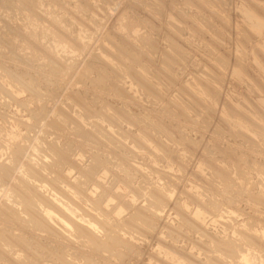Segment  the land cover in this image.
<instances>
[{
    "label": "rangeland",
    "instance_id": "374dc122",
    "mask_svg": "<svg viewBox=\"0 0 264 264\" xmlns=\"http://www.w3.org/2000/svg\"><path fill=\"white\" fill-rule=\"evenodd\" d=\"M110 9L115 12L114 15ZM251 9L264 15V4L261 0H0V125L3 124V128H0V162L6 160L5 154L11 156L9 152L19 149L16 148L21 145L19 143L23 144L27 140L28 144H25L28 146L23 144L24 154L20 158L25 165L38 167L39 172L36 168L34 170L41 174H37V177L40 175L44 183L34 180L33 186H36L37 192L40 189V197L52 198L47 199L50 204L43 208V212L49 215L52 226L56 224L54 228L60 227L57 229L59 234L52 235L19 222L14 217L4 219L1 211L8 204L16 209L19 207L17 211L21 210L20 216L22 212V216H27L13 189H19L18 180L23 178L20 166L14 178L11 177L9 183L0 188V231L14 242L13 248L6 246L0 249V264H64L62 262L65 259L59 261L57 257L54 259L50 255V250L57 253L59 248H65L68 253L76 252L80 258H84L82 264L86 259V263L92 260L88 264H238L239 258L236 257L240 251L248 255L249 248H254L257 254L262 253L264 239L260 232L264 230V198H260L262 204L259 200L256 202V199L261 192L264 193V142L259 141L244 114L236 113V117L225 112L221 116L219 107L214 110L199 100L212 97L219 106H224L228 104L226 97L239 96L249 104L253 102L251 105L254 109L257 108L256 111L259 109L258 100L264 104V39L244 27L245 23L250 22ZM128 21L145 28L146 36L140 39L139 31L130 32L126 26ZM28 80L36 81L33 82L34 85L41 89H29L27 85H34ZM37 90L43 92L38 93ZM101 100H105L103 110L99 108ZM86 116L89 117L88 120ZM254 119L259 121L258 116ZM27 121L36 122L35 126L32 128L34 124L30 126ZM58 123H62L60 125L63 129L59 128ZM118 124L120 125L117 126ZM97 128L104 129V133H112L98 134ZM26 129L31 131L27 133ZM9 131H12L11 134ZM19 132L20 135H17ZM12 133L17 135L14 136L15 140L11 138ZM26 135L28 138L31 135L34 137L30 140L31 137L28 139ZM250 136L255 143L249 141L252 140ZM122 141L124 144H121ZM5 144L9 146L7 150ZM10 144L14 145L13 148ZM53 144L63 148L61 150L57 146L62 151L59 155L65 159L60 162L61 165L60 157L53 153L52 146L57 148ZM48 147L52 150L48 151ZM39 153H43V156ZM32 154L37 158L40 156V162L36 157L32 158ZM65 154L71 157L68 158ZM101 157L104 159L101 160ZM6 161L8 163L9 159ZM90 164L98 166L92 178L87 174ZM44 166L47 167L46 170ZM40 171L45 172L43 174ZM81 181L84 186L79 185L78 182ZM142 185L145 187H141ZM79 186L82 190L85 188V196L76 192ZM21 189L23 190L22 186ZM21 189L18 191L21 192ZM157 189H160L158 193ZM155 194L163 196L164 204L159 205L160 208L151 204ZM71 199H75L74 202ZM14 203L18 204L13 206ZM208 205L212 206L210 210ZM60 208L66 211V215ZM197 210L200 213L196 214ZM69 212L72 214H68ZM200 214H205L204 221L200 220ZM72 216L74 221L71 220ZM96 216L99 218H95ZM97 219L103 223L108 221V229H114L112 225L115 224L128 223L120 226H123L120 234L132 244L124 242L123 246L110 243L111 248L113 246L116 249H103L100 252L95 246H89L83 239L77 240L72 235L76 228L71 224L79 223L77 225L82 228L86 227L84 230L96 231L94 234L99 233L98 237L105 239L109 235L102 226L99 228L101 224H97L101 222ZM243 229L245 231L240 233ZM69 231L72 233L69 234ZM256 236H260L262 242ZM251 237H256L254 241L259 242L256 244ZM216 238L218 242L222 238L221 244H217ZM22 239L28 240L30 245L21 244L19 241ZM232 242H236L235 245ZM232 245L237 246L235 251ZM127 246L133 248L127 249ZM219 246L225 247L222 249L227 250L226 252L230 249V256L218 249ZM212 247H215V251ZM117 248L120 253L123 250V255L118 253L121 258L115 255L119 252ZM245 253H242L243 256H246ZM21 255L27 259L26 262L18 259ZM249 257L251 264H264L261 258Z\"/></svg>",
    "mask_w": 264,
    "mask_h": 264
},
{
    "label": "bare ground",
    "instance_id": "6f19581e",
    "mask_svg": "<svg viewBox=\"0 0 264 264\" xmlns=\"http://www.w3.org/2000/svg\"><path fill=\"white\" fill-rule=\"evenodd\" d=\"M194 6V5H193ZM107 10V9H106ZM258 12V11H257ZM13 13V12H12ZM183 13H185V12H183ZM186 17V16H185ZM188 17H189V15H188ZM196 17V16H195ZM18 18V17H17ZM248 18V17H247ZM169 19V18H168ZM200 20V19H199ZM189 21V20H188ZM28 24V23H27ZM125 26V25H124ZM151 26V25H150ZM193 29V28H192ZM83 30V29H82ZM86 31V30H85ZM35 32V31H34ZM106 33V32H105ZM150 34V33H149ZM255 35V34H254ZM91 36H92V34H91ZM138 38V37H137ZM56 39V38H55ZM106 39V38H105ZM141 39V38H140ZM153 39V38H152ZM46 42V41H45ZM79 42H80V40H79ZM84 42H86V41H84ZM61 43V42H60ZM89 43V42H88ZM63 44V43H62ZM81 44V43H80ZM68 46H69V44H68ZM75 46V45H74ZM151 46V45H150ZM78 47V46H77ZM76 47V48H77ZM119 47V46H118ZM84 48V47H83ZM122 48V47H121ZM53 50V49H52ZM146 50V49H145ZM154 50V49H153ZM56 51V50H55ZM127 51V50H126ZM247 52V51H246ZM97 53V52H96ZM60 55V54H59ZM68 57V56H67ZM100 57V56H99ZM128 57V56H127ZM74 59V58H73ZM93 59V58H92ZM95 60V59H94ZM101 61H103V60H101ZM123 61V60H122ZM256 61V60H255ZM264 61V60H263ZM104 62V61H103ZM127 63V62H126ZM88 65V64H87ZM91 65V64H90ZM94 65V64H93ZM108 65V64H107ZM110 65V64H109ZM81 66V65H80ZM92 67V66H91ZM90 67V68H91ZM130 67V66H129ZM89 68V67H88ZM95 68V67H94ZM134 68V67H133ZM85 69V68H84ZM96 69V68H95ZM263 69V68H262ZM87 70V69H86ZM115 70V69H114ZM136 70V69H135ZM248 70V69H247ZM264 70V69H263ZM95 71V70H94ZM113 71V70H112ZM111 71V72H112ZM142 71V70H141ZM252 71V70H251ZM23 72V71H22ZM55 72V71H54ZM116 72H117V70H116ZM140 72V71H139ZM150 72V71H149ZM9 73V72H8ZM14 73V72H13ZM17 73V72H16ZM83 73H84V71H83ZM105 73V72H104ZM118 74H119V72H117ZM246 73V72H245ZM254 73V72H253ZM81 74V73H80ZM106 74V73H105ZM121 74H122V72H121ZM129 74H130V72H129ZM3 75V74H2ZM19 75V74H18ZM20 75H23V74H20ZM25 75V74H24ZM110 75V74H109ZM144 75V74H143ZM153 75V74H152ZM249 75V74H248ZM251 75V74H250ZM258 75V74H257ZM4 76V75H3ZM7 76V75H6ZM30 76V75H29ZM107 76V75H106ZM116 76V75H115ZM238 76V75H237ZM256 76V75H255ZM10 77H11V74H10ZM9 77V78H10ZM17 77V76H16ZM132 77V76H131ZM157 77V76H156ZM251 77V76H250ZM20 78H21V76H20ZM100 78V77H99ZM125 78V77H124ZM159 78V77H158ZM216 78V77H215ZM255 78V77H254ZM12 79V78H11ZM16 79V78H15ZM23 79V78H22ZM34 79V78H33ZM105 79V78H104ZM104 79H102V80H104ZM107 79V78H106ZM128 79V78H127ZM146 79V78H145ZM253 79V78H252ZM256 79V78H255ZM258 79V78H257ZM24 80V79H23ZM148 80V79H147ZM259 80V79H258ZM12 81V80H11ZM10 81V82H11ZM17 81V80H16ZM99 81V80H98ZM105 81V80H104ZM112 81V80H111ZM115 81V80H114ZM119 80H117V82H118ZM28 82H36V81H29L28 80ZM12 83V82H11ZM19 83H21V82H19ZM25 83V82H24ZM31 83V84H32ZM100 83H101V81H100ZM191 83V82H190ZM204 83H205V81H204ZM258 83H260L261 84V82H260V80H259V82ZM5 84V83H4ZM25 84H27V83H25ZM29 84V83H28ZM36 84V83H35ZM56 84V83H55ZM175 84V83H174ZM209 84V83H208ZM256 84V83H255ZM2 85V84H1ZM33 85H34V83H33ZM57 85V84H56ZM101 85V84H100ZM177 85V84H176ZM210 85V84H209ZM248 85V84H247ZM7 86V85H6ZM15 86V85H14ZM22 86V85H21ZM29 86H30V84H29ZM28 85H27V87L29 88V89H33V88H35V89H38V88H36V86L34 87V86H30L29 87ZM39 86V85H38ZM59 86V85H58ZM164 86V85H163ZM211 86V85H210ZM1 87V86H0ZM3 87H5L4 85H3ZM2 87V88H3ZM22 87H24V86H22ZM26 87V88H27ZM1 88V89H2ZM6 88V87H5ZM159 88V87H158ZM210 88V87H209ZM7 89V91L8 92H10V89H8V88H6ZM6 89H4V90H6ZM29 89H26V90H29ZM39 89H41L40 88V86H39ZM38 89V90H39ZM58 89V88H57ZM132 89V88H131ZM167 89H168V87H167ZM190 89V88H189ZM206 89V88H205ZM264 89V88H263ZM24 90V89H23ZM37 90V91H38ZM54 90V89H53ZM171 90V89H170ZM212 90V89H211ZM216 90V89H215ZM220 90V89H219ZM3 91V90H2ZM7 91H5L6 93H7ZM40 91H42V90H40ZM40 91H38V93L40 92ZM56 91V90H55ZM209 91V90H208ZM30 92V91H29ZM32 92H35V91H33L32 90ZM32 92H30V93H32ZM43 92V91H42ZM182 92V91H181ZM217 92V91H216ZM3 93V92H2ZM12 93V92H11ZM36 93V92H35ZM35 93H33V94H35ZM152 93V92H151ZM193 93V92H192ZM200 93V92H199ZM232 93V92H231ZM5 94V93H4ZM9 94V93H8ZM7 94V95H8ZM53 94V93H52ZM58 94V93H57ZM56 94V95H57ZM61 94V93H60ZM145 94V93H144ZM219 94V93H218ZM6 95V94H5ZM13 95V94H12ZM43 95H45L44 93H43ZM46 95H48V92H47V94ZM59 95V94H58ZM147 95V94H146ZM212 95V94H211ZM217 95V94H216ZM15 96V95H14ZM39 95L37 94V97H38ZM52 96V95H51ZM55 96V95H54ZM70 96V95H69ZM195 96V95H194ZM198 96V95H197ZM220 96V95H219ZM243 96V95H242ZM0 97H2V96H0ZM13 97V96H12ZM208 97V96H207ZM247 97H249V96H247ZM9 98V97H8ZM15 98H17V97H15ZM40 98V97H39ZM54 98V97H53ZM56 98V97H55ZM59 98H60V96H59ZM69 98V97H68ZM76 98V97H75ZM101 98V97H100ZM146 98V97H145ZM227 98V97H226ZM5 99V98H4ZM10 99H11V96H10ZM250 99V98H249ZM248 99V100H249ZM252 99V98H251ZM15 100V99H14ZM18 100V99H17ZM21 100V99H20ZM19 100V101H20ZM57 100V99H56ZM83 100H84V98H83ZM82 100V101H83ZM86 100V99H85ZM144 100V99H143ZM167 100V99H166ZM221 100V99H220ZM5 101H6V99H5ZM45 101V100H44ZM47 101V100H46ZM79 101V100H78ZM227 101V100H226ZM22 102H24V101H22ZM70 102V101H69ZM80 102V101H79ZM85 101H83V103H84ZM17 103V102H16ZM26 103V102H25ZM27 103H28V101H27ZM45 103V102H44ZM44 103H42V104H44ZM65 103V102H64ZM76 103H78L77 101H76ZM154 103V102H153ZM253 103V102H252ZM251 103V104H252ZM263 103H264V101H263ZM21 104V103H20ZM23 104V103H22ZM29 104V103H28ZM27 104V105H28ZM46 104V103H45ZM62 104V103H61ZM79 104V103H78ZM256 104V103H255ZM18 105H19V103H18ZM69 105V104H68ZM73 105V104H72ZM87 105V104H86ZM85 105V106H86ZM181 105V104H180ZM201 105V104H200ZM80 106V105H79ZM83 106V105H82ZM206 106V105H205ZM231 106V105H230ZM254 106V105H253ZM22 107V106H21ZM23 107H24V105H23ZM40 107H41V105H40ZM66 107V106H65ZM73 107V106H72ZM75 107V106H74ZM168 107V106H167ZM229 107V106H228ZM45 107H43V110L45 111V112H48V111H46L47 109L45 108ZM57 108H59V106L57 107ZM60 108H61V106H60ZM70 108V107H69ZM103 108V107H102ZM106 108V107H105ZM192 108V107H191ZM10 109V108H9ZM22 109V108H21ZM27 109V108H26ZM53 109V108H52ZM66 109V108H65ZM108 109V108H107ZM193 109V108H192ZM257 109V108H256ZM31 110V109H30ZM62 110H64L63 108H62ZM68 110V109H67ZM86 110V109H85ZM103 110V109H102ZM169 110V109H168ZM208 110V109H207ZM213 110V109H212ZM214 110H216V109H214ZM259 110V109H258ZM257 110V111H258ZM32 111V110H31ZM44 111H43V114H44ZM82 111V110H81ZM90 111V110H89ZM89 111H87V112H89ZM108 111V110H107ZM117 111H119V110H117ZM196 111V110H195ZM260 111V110H259ZM39 112V111H38ZM62 112V111H61ZM72 112V111H71ZM86 112V113H87ZM92 112V111H91ZM90 112V113H91ZM104 112V111H103ZM3 113V112H2ZM15 113H17V112H15ZM42 113V112H41ZM49 113V112H48ZM62 113H64V111L62 112ZM69 113V112H68ZM68 113H67V115H68ZM118 113H120V112H118ZM1 114V113H0ZM4 114H6V113H4ZM8 114V113H7ZM88 114V113H87ZM92 114V113H91ZM102 114V113H101ZM108 114V113H107ZM242 114H244V113H241V115ZM9 115V114H8ZM38 115V114H37ZM48 115V114H47ZM63 115H65V114H63ZM124 115V114H123ZM123 115H122V117H123ZM49 116V115H48ZM77 116V115H76ZM103 116H105V115H103ZM111 116V115H110ZM203 116V115H202ZM239 116V115H238ZM1 117H4V115L2 116L1 115ZM10 117H12V116H10ZM38 117V116H37ZM42 117V116H41ZM46 117V116H45ZM87 117V116H86ZM92 116H90V118H91ZM98 117H99V115H98ZM108 117V116H107ZM237 117V116H236ZM244 117H247V116H245L244 115ZM13 118H15V117H13ZM42 118H44V117H42ZM62 118V117H61ZM69 118H70V115H69ZM77 118V117H76ZM88 118L89 117H87V120H88ZM93 118V117H92ZM91 118V119H92ZM113 118V117H112ZM126 118V117H125ZM224 118V117H223ZM9 121H10V119L9 118H7ZM37 119V118H36ZM41 119V118H40ZM54 119V118H53ZM110 119V118H109ZM118 119V118H117ZM244 119H246V118H244ZM248 119V118H247ZM246 119V120H247ZM16 120V119H15ZM24 120H26V119H24ZM33 120V119H32ZM65 120V119H64ZM69 120V119H68ZM78 120V119H77ZM115 120V119H114ZM113 120V121H114ZM120 120V119H119ZM150 120V119H149ZM240 121H241V119H239ZM243 120V119H242ZM4 120H2V122H3ZM17 121H18V119H17ZM70 121V120H69ZM103 121V120H102ZM105 121V120H104ZM117 122H118V120H116ZM151 121H152V119H151ZM197 121V120H196ZM238 121V120H237ZM20 122V121H19ZM28 122V121H27ZM30 122H32V121H30ZM49 122H50V119H49ZM58 122H59V120H58ZM61 122V121H60ZM77 122H79V121H77ZM109 122H112V121H109ZM116 122V123H117ZM192 122H193V119H192ZM227 124H228V122H227V120L225 121ZM243 122H245L244 120H243ZM29 123V122H28ZM36 123V122H35ZM35 123H29L30 124V126L32 125V124H34V125H32V128L35 126ZM92 123V122H91ZM114 123V122H113ZM151 123V122H150ZM154 123V122H153ZM10 124V123H9ZM38 124V123H37ZM50 124V126H51V123H49ZM59 125L61 124L62 125V123H58ZM100 124V123H99ZM197 124V123H196ZM232 124H233V122H232ZM244 124H246V123H244ZM247 124H249L248 122H247ZM3 125V124H2ZM2 125H0V126H2ZM11 125V124H10ZM19 125H20V123H19ZM23 125H26V124H23ZM57 125V124H56ZM58 125V126H59ZM61 125L59 126V128L61 127ZM84 125V124H83ZM104 125V124H103ZM120 124H118L117 126H119ZM230 125V124H229ZM30 126L28 127V128H30ZM37 126V125H36ZM57 126V127H58ZM85 126V125H84ZM116 126V125H115ZM126 126V125H125ZM154 126V125H153ZM248 126V125H247ZM251 126V125H250ZM249 126V127H250ZM233 127V126H232ZM0 128H3V126L2 127H0ZM8 128H10V126L8 127ZM7 128V129H8ZM31 128V129H32ZM62 128V127H61ZM81 128V127H80ZM103 128V127H102ZM120 128L122 129V127L120 126ZM160 128V127H159ZM158 128V129H159ZM6 129V128H5ZM13 129H14V127H13ZM55 129V128H54ZM63 129V128H62ZM89 129V128H88ZM147 129V128H146ZM233 129H235V128H233ZM251 129V128H250ZM16 130V129H15ZM35 130V129H34ZM37 130V129H36ZM60 130V129H59ZM105 130H108V129H106L105 128ZM144 130V129H143ZM160 130H162V129H160ZM159 130V131H160ZM17 131V130H16ZM18 131H20V130H18ZM17 131V132H18ZM26 131H27V133H28V131H31V130H27L26 129ZM126 131V130H125ZM147 131H148V129H147ZM163 131H164V128H163ZM233 131V130H232ZM10 132V131H9ZM12 132V131H11ZM11 132H10V134H11ZM16 132V133H17ZM36 132V131H35ZM88 132H90V130L88 131ZM106 133H104V134H108V132L107 131H105ZM128 132V131H127ZM145 132V131H144ZM157 132V131H156ZM162 132V131H161ZM234 132V131H233ZM242 132V131H241ZM24 133V132H23ZM50 133H51V131H50ZM85 133V132H84ZM109 133H112V132H109ZM125 133V132H124ZM240 133V132H239ZM246 133V132H245ZM13 135H12V137L11 138H15L14 136H17V135H20V132L16 135L15 133H12ZM30 134V133H29ZM35 134V133H34ZM52 134V133H51ZM54 134H56V133H54ZM82 134H83V132H82ZM81 134V135H82ZM89 134V133H88ZM87 134V135H88ZM119 134V133H118ZM121 134V133H120ZM125 134H127V133H125ZM148 134V133H147ZM158 134V133H157ZM244 133H242V135H243ZM85 135V134H84ZM83 135V136H84ZM92 135H93V133H92ZM91 135V136H92ZM110 135V134H109ZM112 135H114V134H112ZM116 135V134H115ZM127 135H129V134H127ZM130 135H131V133H130ZM253 135H255V133L253 134ZM6 136V135H5ZM24 136H25V134H24ZM32 136V135H31ZM30 136V137H31ZM132 136V135H131ZM134 136V135H133ZM147 136V135H146ZM246 136V135H245ZM249 136V135H248ZM257 136V135H256ZM26 137L28 138V136L26 135ZM25 137V138H26ZM30 137L28 138V139H30ZM34 137V136H33ZM33 137H31V139L30 140H32V138ZM45 137V136H44ZM95 137V136H94ZM113 137V136H112ZM111 137V138H112ZM129 137V136H128ZM24 138V137H23ZM24 138V139H25ZM54 138V137H53ZM126 138H127V136H126ZM125 138V139H126ZM238 138V137H237ZM246 138V137H245ZM244 138V139H245ZM250 138H251V136H250ZM250 138H248L247 137V139L249 140ZM17 139V138H16ZM23 139V140H24ZM41 139H42V137H41ZM55 139V138H54ZM89 139L91 140V138L89 137ZM113 139V138H112ZM140 139V138H139ZM252 139V138H251ZM255 139V138H254ZM15 140V139H14ZM21 140H22V138H21ZM44 140H46V139H44ZM57 140V139H56ZM117 140V139H116ZM142 140V139H141ZM172 140V139H171ZM25 141V140H24ZM118 141V140H117ZM139 141V140H138ZM249 141H251V140H249ZM252 141H253V139H252ZM260 141V140H259ZM2 142V141H1ZM21 142H23V141H21ZM26 142V144H28V142H27V140L25 141ZM25 142L23 143V144H25ZM120 142H121V139H120ZM119 142V143H120ZM140 142V141H139ZM143 142H145V141H143ZM257 142V141H256ZM5 143V142H4ZM11 144L13 143L12 142V140H11V142H10ZM55 143H58V142H56L55 141ZM179 143V142H178ZM251 143V142H250ZM254 143V142H253ZM11 144H10V147L11 148H13V146H11ZM14 144H15V142H14ZM21 144V145H20ZM23 144L22 143H19V145L22 147H20V146H15L16 148H18L19 147V149H16L15 151H14V149L13 150H11V151H13V152H9V155L10 154H12L11 156H8V154L6 155L5 153V156H7L5 159L6 160H8L9 159V161H8V163H7V161L6 160H3L2 162H0V188H2L3 187V185H7L8 183H9V181L12 179L11 177H13L14 175H15V173H16V170H18V168H20V166L22 167V169H21V172H22V174H23V178L21 177L18 181H19V183H17L18 184V188L19 189H21V186H22V188H23V190L20 192V191H18V190H16L15 189V187H14V185L12 186V187H14L13 189H14V192H15V194H16V198H18L19 199V203L24 207V211H25V213L27 214V216L26 217H24V216H22V214H23V212L21 213V216H20V214H19V211H21V210H19V211H17L18 209H20L19 207L16 209V207L14 208V207H9L10 205L8 204V206H6L5 208H4V210H3V207L1 208L3 211H1V213H2V215H3V217H4V219H8V218H15V220H17L18 219V221L19 222H24V223H27V224H29V225H31L32 227H34V228H36V229H40V230H43V231H46V232H48V233H50V234H52V235H58L59 234V232L57 231V229L58 228H60V227H58V228H54V226L56 225H53L52 226V224H50V222H49V215L47 214V213H45L44 214V212H43V208L44 207H48V205L50 204V200L52 199H50V198H48L47 197V195L45 196V197H47L46 199L42 196V197H40L39 195V191H40V189L37 187V189H39L38 190V192H37V190L35 189V187L33 186V184H34V180H39L40 182L42 181V183H44L43 182V180H41V177H40V173H38L39 172V170H37V168L38 167H33V168H31V167H29L28 165L29 164H26L25 165V163L23 162V160H21V156L24 154L23 152H24V149H25V147L23 148ZM25 144V146L27 147L28 145H26ZM45 144V143H44ZM49 144V143H48ZM121 144H124L123 143V141H122V143ZM144 144V143H143ZM177 144V143H176ZM257 144V143H256ZM3 145V144H2ZM7 145H8V143H7ZM6 144H5V146H6V150H7V147H9V146H7ZM50 145H51V143H50ZM53 145H56V144H53ZM178 145V144H177ZM231 145V144H230ZM258 145H259V143H258ZM58 145H56V147H57ZM67 146V145H66ZM65 146V148H67ZM69 147L71 146L70 144L68 145ZM124 146V145H123ZM145 146V145H144ZM168 146V145H167ZM1 147V146H0ZM30 147V146H29ZM53 147V148H52ZM51 148L53 149V153H55V154H57L58 155V157H60V160H59V164H60V162H62V161H64L65 159L62 157L61 158V155H59V154H61V152L62 151H60L59 149H58V147L60 148V145L57 147V148H54V146H52ZM125 147V146H124ZM237 147V146H236ZM241 147V146H240ZM253 147V146H252ZM49 148V147H48ZM47 148V149H48ZM239 148V147H238ZM251 148V147H250ZM1 149V148H0ZM9 149V148H8ZM52 149H50L49 148V150L48 151H50V150H52ZM61 150H63V148L61 147L60 148ZM68 149V148H67ZM66 149V150H67ZM70 149V148H69ZM69 149L67 150V151H69ZM128 149V148H127ZM171 149V148H170ZM236 149V148H235ZM26 150H28V148L26 149ZM71 150H72V148H71ZM233 150V149H232ZM237 150V149H236ZM241 150H243L242 148H241ZM65 151V150H64ZM253 151V150H252ZM2 152V151H1ZM4 152V151H3ZM31 152V151H30ZM69 152H71V151H69ZM157 152V151H156ZM175 152V151H174ZM236 152V151H235ZM66 153V152H65ZM242 153V152H241ZM28 154V153H27ZM39 154H43V153H39ZM70 155H72L71 153H69ZM32 155H34V157L32 156V158H35L36 156H35V154H32ZM37 155V154H36ZM243 155V154H242ZM43 156V155H42ZM65 156H67L66 154H65ZM9 157V158H8ZM24 157V156H23ZM45 157V156H44ZM68 157V156H67ZM71 157V156H70ZM70 157H68V158H70ZM106 157V156H105ZM130 157V156H129ZM180 157V156H179ZM264 157V156H263ZM31 158V159H32ZM38 158L40 159L41 157L40 156H38ZM37 157L35 158V159H37V160H39ZM100 158V157H99ZM126 158V157H125ZM143 158V157H142ZM242 158V157H241ZM42 159V158H41ZM64 159V160H63ZM238 159L240 160V158L238 157ZM238 159H236V160H238ZM30 160V159H29ZM99 160V159H98ZM106 160V159H105ZM109 160V159H108ZM182 160V159H181ZM4 161H6V162H4ZM26 161H28V159L26 160ZM33 160H31V163H33L32 162ZM42 161H44V160H42ZM249 161V160H248ZM38 162H40V160L38 161ZM183 162V161H182ZM223 162V161H222ZM238 162V161H237ZM24 163V164H23ZM27 163V162H26ZM30 163V164H31ZM44 163V162H43ZM42 163V164H43ZM64 163V162H63ZM63 163H62V165H63ZM99 163V162H98ZM35 164V163H34ZM41 164V163H40ZM41 164V165H42ZM103 164V163H102ZM237 164V163H236ZM235 164V165H236ZM249 164V163H248ZM253 164V163H252ZM39 165V164H38ZM44 165V164H43ZM58 165V164H57ZM61 165V164H60ZM261 165V164H260ZM46 166V165H45ZM45 166L43 167V168H45ZM152 166V165H151ZM210 166V165H209ZM208 166V167H209ZM215 166V165H214ZM220 166H223V165H220ZM241 166V165H240ZM249 166V165H248ZM247 166V167H248ZM219 167V166H218ZM263 167V166H262ZM40 169H41V167H39ZM47 168V167H46ZM46 168L44 169V170H46ZM97 168H98V166L96 167V165L94 166V165H91L90 164V167H89V169L87 168V174H88V176L90 177L91 176V178L95 175V172H96V170H97ZM170 168V167H169ZM213 168V167H212ZM239 168V167H238ZM264 168V167H263ZM37 170V171H35V170ZM221 169V168H220ZM34 170V171H33ZM222 170H225V169H222ZM43 171V170H42ZM138 171H140V169L138 170ZM236 171V170H235ZM241 171V170H240ZM244 171V170H243ZM243 171H242V173H243ZM246 171V170H245ZM20 172V171H19ZM41 172V171H40ZM45 172V171H44ZM44 172H41V173H43L44 174ZM167 172H169V171H167ZM229 172V171H228ZM228 172H227V174H228ZM238 172V171H237ZM141 173V172H140ZM143 173V172H142ZM166 173V172H165ZM170 173V172H169ZM217 173V172H216ZM222 173H224V172H222ZM225 173H226V171H225ZM37 174H40L39 175V177H37L38 175ZM42 174V175H43ZM171 174V173H170ZM263 174H264V172H263ZM261 175H262V173H261ZM97 176V175H96ZM133 176V175H132ZM144 176H147L146 174L144 175ZM169 176V175H168ZM167 176V177H168ZM223 176H225V175H223ZM228 176V175H227ZM131 177V176H130ZM218 177V174H217V176H216V178ZM14 178V177H13ZM17 178V177H16ZM134 178V177H133ZM132 178V179H133ZM150 178V177H149ZM228 178V177H227ZM251 178V177H250ZM259 178V177H258ZM135 179V178H134ZM156 179V178H155ZM170 179V178H169ZM171 179H172V177H171ZM219 179V178H218ZM221 179V178H220ZM129 180V179H128ZM130 180H131V178H130ZM149 180V179H148ZM216 180V179H215ZM232 180H234V179H232ZM259 180H261L260 178H259ZM15 181V180H14ZM171 181V180H170ZM231 181V180H230ZM235 181H236V179H235ZM82 182V183H81ZM81 182H78L79 183V185L80 186H84V184H83V181H81ZM129 182V181H128ZM249 182V181H248ZM251 182H253V181H251ZM262 182H263V180H262ZM16 183V182H15ZM58 183V182H57ZM131 183V182H130ZM129 183V185H131ZM133 183V182H132ZM166 183V182H165ZM168 183V182H167ZM210 183V182H209ZM208 183V184H209ZM227 183H229V182H227ZM231 183H232V181H231ZM247 183V182H246ZM254 183H256V182H254ZM13 184V183H12ZM86 184V183H85ZM162 184V183H161ZM211 184V183H210ZM235 184V183H234ZM261 184V183H260ZM36 185V184H35ZM59 185V184H58ZM57 185V186H58ZM87 185V184H86ZM171 185V184H170ZM207 185V184H206ZM212 185V184H211ZM222 185H224V184H222ZM2 186V187H1ZM55 187H56V184L54 185ZM79 186V189H77L76 190V192L77 193H79L80 194V196H82L83 194V196H85V191H83L82 189H80V188H82V187H80ZM144 185H142L141 187H143ZM147 186V185H146ZM152 186V185H151ZM239 186V185H238ZM243 186V185H242ZM16 187V188H17ZM43 187V186H42ZM53 187V186H52ZM87 187V186H86ZM145 187V186H144ZM162 187V186H161ZM160 187V185H159V188H161ZM165 187V186H164ZM213 187V186H212ZM231 187H233V185L231 186ZM139 188V186H137V189ZM148 188V187H147ZM239 188V187H238ZM249 188V187H248ZM43 189V188H42ZM45 189V188H44ZM54 189V188H53ZM136 189V190H137ZM162 189V188H161ZM235 189V188H234ZM243 189H245V188H243ZM9 190H11V188L9 189ZM36 190V191H35ZM46 190V189H45ZM142 190H143V188H142ZM160 189H157V193H158V191H159ZM213 190L214 189H212V193H213ZM33 193H32V192ZM55 191H56V189H55ZM84 193H83V192ZM140 191V190H139ZM152 191V190H151ZM154 191V190H153ZM163 191H165V189L163 190ZM264 191V190H263ZM41 192H42V190H41ZM73 192H75V191H73ZM147 192V191H146ZM204 192V191H203ZM220 192V191H219ZM246 192V191H245ZM261 192V191H260ZM31 193H32V195H31ZM43 193V192H42ZM76 193V194H77ZM141 193V192H140ZM162 193V192H161ZM239 193V192H238ZM262 194L261 195H263L264 193L263 192H261ZM7 194V193H6ZM5 194V195H6ZM82 194V195H81ZM144 194H145V192H144ZM223 194V193H222ZM248 194V193H247ZM1 195V194H0ZM4 195V196H5ZM8 195H10V194H8ZM7 195V196H8ZM12 195H13V193H12ZM12 195H11V198H12ZM78 195V194H77ZM161 195H163V194H161ZM191 195V194H190ZM196 195V194H195ZM220 195H221V193H220ZM239 195V194H238ZM259 195V194H258ZM261 195H260V197H257V199H256V202L259 200V203L260 202H262L261 200H260V198H264L263 196L261 197ZM50 196H51V193H50ZM53 196H55V194L53 195ZM79 196V197H80ZM87 196V195H86ZM91 196V195H90ZM90 196H89V199H90ZM142 196V195H141ZM149 196V195H148ZM153 196H155L154 198L156 199H153V201L151 202V204L153 205L154 204V206L156 207V206H158L159 208H160V206H162V198H163V196L161 197L160 196V194H155V195H153ZM152 196V197H153ZM167 196H169V195H167ZM208 196V195H207ZM216 196V195H215ZM225 196V195H224ZM241 196V195H240ZM255 196V195H254ZM71 197H72V195H71ZM151 197V198H152ZM209 197V196H208ZM65 198V197H64ZM84 198V197H83ZM87 199H88V196L86 197ZM147 198V197H146ZM250 198H251V196H250ZM8 199V198H7ZM47 199H50V200H47ZM55 199V198H54ZM57 199V198H56ZM59 199V198H58ZM70 199V198H69ZM68 199V200H69ZM232 199V198H231ZM9 200H10V198H9ZM13 200V199H12ZM16 200V199H15ZM71 200H73V202H74V200L75 199H71ZM199 200V199H198ZM8 201V200H7ZM54 201V200H53ZM214 201V200H213ZM217 201V200H216ZM234 201H235V199H234ZM242 201V200H241ZM5 202V201H4ZM13 202H16V201H13ZM61 202V201H60ZM77 202V201H76ZM231 202V201H230ZM237 202V201H236ZM243 202V201H242ZM6 203V202H5ZM80 203V202H79ZM181 203V202H180ZM219 203V202H218ZM263 203V202H262ZM262 203H260V204H262ZM7 204V203H6ZM5 204V205H6ZM15 204H18V203H14L13 204V206L15 205ZM51 204H54V203H51ZM57 204H59V203H57ZM56 204V205H57ZM62 204V203H61ZM60 204V205H61ZM65 204V203H64ZM78 204V203H77ZM81 204V203H80ZM132 204V203H131ZM164 204V203H163ZM202 204H203V202H202ZM201 204V205H202ZM231 204V203H230ZM59 205V207H62V206H60ZM145 205V204H144ZM152 205H150L151 207H152ZM160 205V206H159ZM198 205H200V204H198ZM206 205V204H205ZM263 205H264V203H263ZM4 206V205H3ZM66 206V205H65ZM79 206V205H78ZM81 206V205H80ZM134 206V205H133ZM153 206V207H154ZM177 206H179V205H177ZM211 206V205H210ZM21 207V206H20ZM54 207H56V206H54ZM53 207V208H54ZM71 207V206H70ZM83 207V206H82ZM183 207H185V206H183ZM200 207H202V206H200ZM208 207H209V205H208ZM212 207V206H211ZM211 207H209L208 209L210 210V208ZM215 207V206H214ZM226 207H228V206H226ZM259 207H261V206H259ZM259 207H257V208H259ZM14 208V209H13ZM22 208V207H21ZM50 208L52 209V205L50 206ZM63 208H65V207H63ZM179 208V207H178ZM204 208V207H203ZM218 208V207H217ZM137 209V208H136ZM149 209V208H148ZM147 209V210H148ZM155 210L157 209V208H154ZM153 209V210H154ZM179 209H181V207L179 208ZM198 209H200V208H198ZM226 209V208H225ZM224 209V210H225ZM255 209V208H254ZM45 210V209H44ZM60 210H62L61 208H60ZM60 210H59V212H60ZM69 210V209H68ZM85 210V209H84ZM149 210H151V209H149ZM183 210V209H182ZM204 210V209H203ZM236 210V209H235ZM260 210V209H259ZM259 210H257V211H259ZM17 211V212H16ZM72 211H74V210H72ZM190 211V210H189ZM189 211H188V214H189ZM202 211V210H201ZM205 211V210H204ZM227 211V210H226ZM256 211V212H257ZM49 212H50V210H49ZM62 212H64V210H62ZM68 212V211H67ZM179 212V211H178ZM182 212V211H181ZM187 212V211H186ZM200 213V211L198 212V210L197 211H195V213ZM206 212V211H205ZM204 212V213H205ZM213 212V211H212ZM220 212V211H219ZM223 212V211H222ZM228 212H230V211H228ZM245 212H247V211H245ZM52 213V212H51ZM56 213L57 214H59L57 211H56ZM65 213V215H66V211L64 212ZM64 213H63V215H64ZM78 213V212H77ZM185 213V212H184ZM196 213V214H197ZM201 213H203V212H201ZM208 213H209V211H208ZM211 213V212H210ZM225 213V212H224ZM68 214H72V213H68ZM81 214V213H80ZM86 214H87V211H86ZM141 214V213H140ZM182 214V213H181ZM212 214V213H211ZM249 214V213H248ZM56 215V214H55ZM64 215V216H65ZM145 215V214H144ZM144 215H143V217H144ZM199 215V214H198ZM197 215V216H198ZM51 216V215H50ZM61 216V215H60ZM74 216V215H73ZM71 217L72 219V221H74L73 220V218L74 217ZM77 216V215H76ZM79 216V215H78ZM85 216V215H84ZM86 216H88V214L86 215ZM182 217H183V214L181 215ZM200 216L201 217H199L200 218V220H205V214H200ZM207 216V215H206ZM218 216V215H217ZM226 216V215H225ZM2 217V216H1ZM23 217V218H22ZM63 217V216H62ZM66 217H68L69 218V216L67 215ZM91 218H93L92 216H90ZM169 217V216H168ZM258 217V219L260 218L259 216H257ZM61 218V217H60ZM59 218V219H60ZM81 218V217H80ZM89 218V217H88ZM91 218L90 219H88V220H91ZM95 218H99V217H95ZM94 218V219H95ZM195 218V217H194ZM198 218V217H197ZM196 218V219H197ZM199 218H198V220H199ZM208 218H209V216H208ZM58 219V220H59ZM64 219H66L65 217H64ZM64 219H63V221H64ZM82 219H84V217L82 218ZM141 219H143V218H141ZM183 219H185V217L183 218ZM191 219V218H190ZM207 219V218H206ZM239 219V218H238ZM237 219V220H238ZM9 220V219H8ZM12 220V219H11ZM77 220H78V218H77ZM85 220H87L86 218H85ZM96 220V219H95ZM95 220H93V221H95ZM100 219H97V221H99ZM132 220V219H131ZM136 220V219H135ZM139 220V219H138ZM137 220V221H138ZM187 220V219H186ZM197 220V222L199 223V221ZM208 220V219H207ZM51 221V220H50ZM68 221V220H67ZM70 221V220H69ZM123 221V220H122ZM129 221V220H128ZM133 221V220H132ZM185 221V220H184ZM220 221V220H219ZM262 221V220H261ZM260 221V222H261ZM65 222V221H64ZM76 222V221H75ZM90 222V221H89ZM99 222H101V223H96V222H92V223H96L97 225H99V224H101V225H99V228L101 227V228H103L104 230H105V232L109 235V236H107L106 235V238L105 239H102L100 236V238L98 237V235H100L99 233H98V235H97V233H95L94 234V232H96V231H93V230H91V231H93V232H91V231H89V230H84L86 227L85 226H83V228H82V226H80V225H77V224H79V223H72L71 225H73V226H75V228H76V230L74 231V233L72 234L75 238H77V240H79V238H80V240L81 239H83L84 241H85V243L86 244H88L89 246H95L100 252H101V250H103L104 249V251L105 250H113L112 248H115V247H113L112 246V248H111V244H123V246L125 245L124 244V242H127V243H129V244H132V242L130 243V241H128V240H126V238L124 239V238H122L121 237V232H122V227H120L122 224L124 225V224H128V223H122V224H115V225H112L113 227H114V229H108L107 228V225H106V223L107 224H109L108 223V221H104V223H103V221H99ZM121 222V221H120ZM124 222V221H123ZM129 222H131V221H129ZM134 222V221H133ZM136 222V221H135ZM134 222V223H135ZM197 222H195V223H197ZM68 223V222H67ZM69 223H71V222H69ZM85 223V222H84ZM83 223V224H84ZM134 223H132L133 225V227L135 226L136 227V225H134ZM215 223V222H214ZM228 223V222H227ZM64 224V223H63ZM86 224V223H85ZM136 224H137V222H136ZM190 224V223H189ZM225 224V223H224ZM231 224V223H230ZM236 224V223H235ZM258 224V223H257ZM67 225V224H66ZM82 225V224H81ZM130 225H131V223H130ZM190 225H192V224H190ZM203 225H205V223L203 224ZM227 225V224H226ZM238 225V224H237ZM253 225H254V223H253ZM68 226H69V224H68ZM72 226V227H73ZM87 226H89V225H87ZM125 226V225H124ZM138 226H141V225H138ZM198 226H200L199 224H198ZM198 226H196V227H198ZM206 226V225H205ZM221 226H222V224H221ZM228 226H230V225H228ZM233 226V225H232ZM71 227V226H70ZM130 227V226H129ZM90 227H88V229H89ZM92 228V227H91ZM99 228H98V230H99ZM142 228V227H141ZM201 228V227H200ZM222 229H223V227H221ZM225 228V227H224ZM232 228V227H231ZM246 228V227H245ZM67 229V228H66ZM95 229H97V228H95ZM197 229V228H196ZM205 229V228H204ZM221 229V230H222ZM230 229V228H229ZM240 229H242V228H240ZM252 229V228H251ZM59 230V229H58ZM103 230V231H104ZM132 230V229H131ZM137 230H139V228L137 229ZM141 230V229H140ZM201 230H202V228H201ZM72 231V230H71ZM71 231H69V234H71L72 232ZM199 231V230H198ZM229 231V230H228ZM244 232L245 230L243 229V230H240V233L241 232ZM247 231V230H246ZM257 231V230H256ZM255 231V232H256ZM262 232H260L262 235H261V237H263L262 239H264V230H261ZM68 232V231H67ZM98 232V231H97ZM100 232V231H99ZM102 232V231H101ZM100 232V233H101ZM203 232H204V230H203ZM221 232V231H220ZM220 232H217V233H220ZM224 232H226V231H224ZM234 232V231H233ZM248 232V231H247ZM253 232H254V230H253ZM252 232V233H253ZM258 232V231H257ZM131 233V232H130ZM208 233V232H207ZM246 233V232H245ZM244 233V234H245ZM259 233V232H258ZM64 234H65V232H64ZM133 234V233H132ZM144 234V233H143ZM181 234H182V232H181ZM205 234V233H204ZM222 234H223V231H222V233H221V236H222ZM225 234V233H224ZM244 234H242V236L244 235ZM249 234V233H248ZM254 234V233H253ZM253 234H252V236H253ZM127 235V234H126ZM183 235V234H182ZM209 235V234H208ZM233 235V234H232ZM240 235V234H239ZM250 235H251V232H250ZM258 235V234H257ZM260 235V234H259ZM203 236V235H202ZM218 236H219V234H218ZM220 236V237H221ZM225 235H223V237H224ZM226 236H227V233H226ZM229 236H230V234H229ZM233 236H235V235H233ZM246 235H244V237H245ZM249 236V235H248ZM255 236V235H254ZM72 237V236H71ZM232 237V236H231ZM250 237V236H249ZM257 238H259L258 236H256ZM255 237V238H256ZM261 237H260V240H261ZM225 238V237H224ZM252 238V240L254 241L255 240V238H253V237H251ZM82 240V241H83ZM110 240V241H109ZM218 240H220V238L218 237ZM218 240H217V238H216V242H218ZM226 240H227V238H226ZM226 240L224 241L225 243H226ZM228 240H230V238H228ZM236 240H237V238H236ZM242 240H244V238H242ZM82 241H80V242H82ZM213 241V240H212ZM223 240H222V238H221V241H219L217 244H221V242H222ZM232 241H233V238H232ZM239 241V240H238ZM253 241H251V242H253ZM256 241V240H255ZM254 241V242H255ZM21 244H23L24 246H26V245H30V242L28 241V240H25V239H22L21 241H19ZM237 242V241H236ZM235 242V243H236ZM247 242H249L248 240H247ZM259 241H257V243H258ZM261 242H262V240H261ZM263 242H264V240H263ZM111 243V244H110ZM228 243L229 244H231V242H229L228 241ZM235 243L234 242H232V244H234L235 245ZM238 243V242H237ZM256 243V242H255ZM256 243V244H257ZM240 244V243H239ZM238 244V245H239ZM247 244V243H246ZM259 244H262V243H259ZM264 244V243H263ZM262 244V245H263ZM12 245H14V242L13 241H11V240H9L7 237H6V235H5V233H3V232H1L0 231V249H3V248H5L6 246H7V248H9V247H14V246H12ZM82 245H84V243L82 244ZM115 245V246H116ZM248 245V244H247ZM262 245H260V247L262 246ZM122 246V247H123ZM221 246H223V245H221ZM224 246H226V244L224 245ZM229 246V245H228ZM233 246V245H232ZM241 246V245H240ZM34 247V246H33ZM117 247H119V246H117ZM237 247V246H236ZM236 247H234L233 246V248H234V251L236 250ZM239 247V246H238ZM248 247H249V245H248ZM247 247V248H248ZM255 247V246H254ZM35 248H39V247H36L35 246ZM108 248H111V249H108ZM128 248H130V247H128L127 246V249ZM133 248V247H132ZM132 248H130V249H132ZM199 248V247H198ZM201 248H202V246H201ZM203 248H205V247H203ZM214 248L215 247H212L211 249H213V251H215L214 250ZM220 248V246L218 247V249ZM224 249L225 247H221L220 249ZM229 248V247H228ZM228 248H226V249H228ZM232 248V247H231ZM41 249V248H40ZM39 249V250H40ZM58 249V248H57ZM60 250H58L59 252H57L56 253V251H55V253L54 252H51V250H50V255L52 256V257H54V259L57 257V259L59 260H62V259H65L64 261L65 262H62V263H64V264H82V260L84 259V258H80L79 256H78V254L75 252V253H68V251H66V249L65 248H59ZM116 249V248H115ZM118 250H119V248H117ZM123 249V248H122ZM129 249V250H130ZM162 249V248H161ZM163 249H165V248H163ZM218 249H216V250H218ZM222 249V251H223V253H229L230 251V249H228V252H226V251H224ZM243 249V248H242ZM39 250H36V251H39ZM45 250V249H44ZM48 250V249H47ZM128 250V251H129ZM134 250V249H133ZM210 250V249H209ZM233 250V249H232ZM255 249L253 248H249V252H248V255H247V253H245V252H241L240 251V253H238V252H236V253H238L237 255H238V257H236L235 255L236 254H234V256L236 257V258H239L238 260H239V262H238V264H251L250 263V261H251V258L249 257V256H253L254 258H257V259H262L263 260V262H264V254H262L264 251H262V250H264V249H262L261 250V252L262 253H260V254H257L256 252L257 251H254ZM41 251V250H40ZM43 251V250H42ZM106 251V252H107ZM115 251V250H114ZM117 251V250H116ZM125 251V250H124ZM161 252H163L162 250H160ZM167 251V250H166ZM206 251H207V249H206ZM212 251V250H211ZM218 251H220L221 252V250H218ZM239 251V250H238ZM49 252V251H48ZM130 252V251H129ZM135 252V251H134ZM137 252V251H136ZM210 252V251H209ZM208 252V253H209ZM21 253V252H20ZM19 253V254H20ZM111 253V252H110ZM113 253H115V252H113ZM120 255H123V250H122V252L120 253V250H119V252L117 251V254H115V255H118V256H120ZM213 252H211V254H212ZM216 253V252H215ZM222 253V252H221ZM245 253L246 254V256L244 255L243 256V254ZM258 253H259V251H258ZM14 254V253H13ZM49 254V253H48ZM139 254V253H138ZM164 254H165V252H164ZM169 254V253H168ZM227 254H226V256H227ZM231 254H232V252H231ZM14 255H16V254H14ZM45 255V254H44ZM107 255V254H106ZM166 255V254H165ZM215 255V254H214ZM217 255V254H216ZM229 255V254H228ZM23 255H21L19 258L18 257H16V258H18L19 260H21V262H23L24 263V261L26 262L27 261V259L25 258V257H22ZM138 256V255H137ZM174 256V255H173ZM221 256V255H220ZM219 256V257H220ZM230 256V255H229ZM50 257V256H49ZM124 257H125V255H124ZM127 257V256H126ZM170 257H172V256H170ZM13 258V257H12ZM15 258V257H14ZM119 258H121V256L119 257ZM212 259H213V257H211ZM231 258H233L232 256H231ZM230 258V259H231ZM17 259V260H18ZM53 259V258H52ZM56 259V261H58ZM167 259H169V257H167ZM175 260H176V256H175V258H174ZM218 259V258H217ZM220 259V258H219ZM218 259V260H219ZM234 259V258H233ZM22 260H24V261H22ZM59 260V261H60ZM88 259H86V261H87ZM216 260V259H215ZM237 260V259H236ZM236 260H235V262H236ZM242 260H244V261H242ZM55 261V262H56ZM86 261H85V263L84 264H88L90 261H92V260H89V262L88 263H86ZM170 261V260H169ZM221 261V260H220ZM219 261V262H220ZM231 262H232V259L230 260ZM234 261V260H233ZM255 262L257 261V260H254ZM18 263H19V261H17ZM60 262V263H61ZM214 262H217V261H214ZM222 262V261H221ZM254 262V263H255ZM57 263V262H56ZM203 263V262H202ZM206 263V262H205ZM233 263V262H232ZM237 263V262H236ZM258 263V262H257ZM21 264V263H20ZM24 264H26V263H24ZM216 264V263H215ZM220 264V263H219ZM229 264V263H228ZM234 264V263H233ZM262 264V263H261Z\"/></svg>",
    "mask_w": 264,
    "mask_h": 264
},
{
    "label": "clouds",
    "instance_id": "9594fccd",
    "mask_svg": "<svg viewBox=\"0 0 264 264\" xmlns=\"http://www.w3.org/2000/svg\"><path fill=\"white\" fill-rule=\"evenodd\" d=\"M261 3L264 4V0H261ZM110 12L114 15L115 12L110 9ZM249 23H245L244 27L248 29V31L252 32L253 34L257 35L261 39H264V15L260 12H257L255 9H251L249 13ZM129 28V31H139L140 38H144L146 36V29L137 25V24H130L129 21L126 25ZM211 97V96H210ZM199 99V98H198ZM203 104L211 106V108L216 109L220 108V114L222 116L223 113H227L229 116H237L236 113H244L248 117L249 123L252 126V131H254L259 137L261 142H264V104H261L260 101H257V105L260 109L259 112L256 111L252 107L251 104L248 103L247 100H244L242 97L236 96H229L227 97L228 104L224 106H219L212 97L210 99H199ZM105 100H101L99 102V108L102 110V106L104 105ZM231 105V109L228 107ZM247 105V107H245ZM259 117V121H256L254 117ZM104 131V129L97 128V133L100 134ZM252 141V140H251ZM255 143V141H252ZM104 158L101 157V160ZM103 170V169H101Z\"/></svg>",
    "mask_w": 264,
    "mask_h": 264
}]
</instances>
